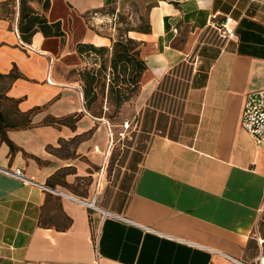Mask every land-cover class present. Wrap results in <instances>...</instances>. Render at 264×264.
I'll use <instances>...</instances> for the list:
<instances>
[{
  "label": "crops",
  "instance_id": "obj_1",
  "mask_svg": "<svg viewBox=\"0 0 264 264\" xmlns=\"http://www.w3.org/2000/svg\"><path fill=\"white\" fill-rule=\"evenodd\" d=\"M48 1L28 5L63 41L23 42L20 0H0V264L264 255V149L240 125L245 96L264 90V0H154L148 33H128L146 69L122 112L140 115L141 150L109 169L112 127L84 105L76 52L110 46L89 25L107 0Z\"/></svg>",
  "mask_w": 264,
  "mask_h": 264
},
{
  "label": "trees",
  "instance_id": "obj_2",
  "mask_svg": "<svg viewBox=\"0 0 264 264\" xmlns=\"http://www.w3.org/2000/svg\"><path fill=\"white\" fill-rule=\"evenodd\" d=\"M28 1L33 0H20L17 31L21 40L29 43L34 33L41 32L45 37H60L63 41L64 34L59 23L49 24L42 14L28 5ZM36 1L43 2L44 10L49 6L48 0ZM110 1H106V6ZM148 31L147 24V31L142 33ZM109 41L108 47L92 44L76 46L77 54L85 61V65L78 72L83 85L84 105L94 116L104 118H110L106 116V111L115 117L121 114L124 105L138 95L140 79L146 69L145 63L139 57L138 41L125 35H120L117 39L109 38Z\"/></svg>",
  "mask_w": 264,
  "mask_h": 264
},
{
  "label": "rangeland",
  "instance_id": "obj_3",
  "mask_svg": "<svg viewBox=\"0 0 264 264\" xmlns=\"http://www.w3.org/2000/svg\"><path fill=\"white\" fill-rule=\"evenodd\" d=\"M153 4L154 0H111L108 6L96 14L94 20H89L90 28L98 36L106 39H117L120 35L128 36L127 30H130L132 36L142 34V32L147 31L148 13ZM179 71L178 69V73ZM183 72L184 70H181V73ZM181 79L176 80L174 84L173 90L177 94H182L186 86V81L182 77ZM106 116L110 117L105 119L113 131V143L109 158L106 161L107 169L114 168L115 164L119 168L126 162V152L130 150L128 147L134 148L135 143V150H141L140 140L143 135L138 132L139 126L136 125L140 115H132L125 110L116 117L106 111ZM117 159L118 162L116 163Z\"/></svg>",
  "mask_w": 264,
  "mask_h": 264
},
{
  "label": "built area",
  "instance_id": "obj_4",
  "mask_svg": "<svg viewBox=\"0 0 264 264\" xmlns=\"http://www.w3.org/2000/svg\"><path fill=\"white\" fill-rule=\"evenodd\" d=\"M211 25L214 29H222V35L225 39H230L234 36V31L228 30L226 25L221 24L216 26L215 23H211ZM44 55L48 60V66L50 69L53 64V58L48 54ZM240 125L241 128L252 138L254 143L264 149V90L251 92L245 96ZM9 174L13 175L19 180H26L22 172L19 170H15ZM84 205L89 209H97L94 206V202L84 203ZM222 257L226 260L227 264H264L263 254L256 256L252 262L240 260L228 255H222Z\"/></svg>",
  "mask_w": 264,
  "mask_h": 264
}]
</instances>
